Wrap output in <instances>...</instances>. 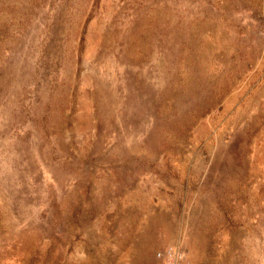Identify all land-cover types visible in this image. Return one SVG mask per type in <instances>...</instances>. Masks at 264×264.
Wrapping results in <instances>:
<instances>
[{
    "label": "rangeland",
    "instance_id": "374dc122",
    "mask_svg": "<svg viewBox=\"0 0 264 264\" xmlns=\"http://www.w3.org/2000/svg\"><path fill=\"white\" fill-rule=\"evenodd\" d=\"M0 264H264V0H0Z\"/></svg>",
    "mask_w": 264,
    "mask_h": 264
}]
</instances>
